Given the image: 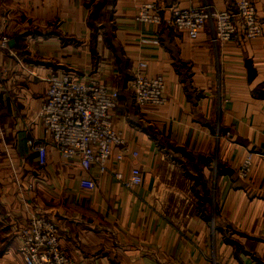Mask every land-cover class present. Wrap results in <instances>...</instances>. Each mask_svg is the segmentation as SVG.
I'll return each instance as SVG.
<instances>
[{
  "label": "crops",
  "instance_id": "obj_1",
  "mask_svg": "<svg viewBox=\"0 0 264 264\" xmlns=\"http://www.w3.org/2000/svg\"><path fill=\"white\" fill-rule=\"evenodd\" d=\"M144 1L162 7L161 23L132 20ZM235 1L0 0L9 38L0 50V264H24L16 230L33 215L53 221L72 264H264V0H248L260 35L237 44L211 43L208 26L190 38L165 23L171 3ZM139 60L161 76L168 102L134 104L128 80ZM64 71L106 85L113 127L137 159L116 161L113 149L104 172H84L46 145L38 166L46 77ZM133 165L142 183L128 190L111 173Z\"/></svg>",
  "mask_w": 264,
  "mask_h": 264
},
{
  "label": "built area",
  "instance_id": "obj_2",
  "mask_svg": "<svg viewBox=\"0 0 264 264\" xmlns=\"http://www.w3.org/2000/svg\"><path fill=\"white\" fill-rule=\"evenodd\" d=\"M162 7L155 1H144L137 5L132 20L136 23H161ZM165 23L183 29L190 38L208 26V40L213 43H239L240 38H254L261 33V22L248 0H236L232 7L215 9L203 3L198 6L181 7L171 3L166 7ZM2 32L0 16V50L8 43ZM145 41V39H142ZM151 41L156 42L155 39ZM143 60L135 64V71L128 80L132 100L136 106L161 105L168 102L161 76L142 72ZM2 69L0 67V74ZM47 87L37 116L42 130L43 143L35 144L33 151L38 166L45 162L46 145L53 147L63 159H73L84 172L96 173L106 170L107 159L112 155L116 161L132 160L138 152L125 140L122 131L112 123L115 100L106 85L98 78L78 79L64 71L50 73L46 77ZM252 166V153L246 152L237 169L239 178H245ZM112 177L125 189L142 183V174L137 165L131 166L127 176L112 172ZM79 185L91 190L94 181L81 178ZM30 190V186L27 187ZM18 252L24 264H72L60 248L55 224L41 216H30L16 230Z\"/></svg>",
  "mask_w": 264,
  "mask_h": 264
},
{
  "label": "water",
  "instance_id": "obj_3",
  "mask_svg": "<svg viewBox=\"0 0 264 264\" xmlns=\"http://www.w3.org/2000/svg\"><path fill=\"white\" fill-rule=\"evenodd\" d=\"M9 43H11V40L9 41Z\"/></svg>",
  "mask_w": 264,
  "mask_h": 264
}]
</instances>
